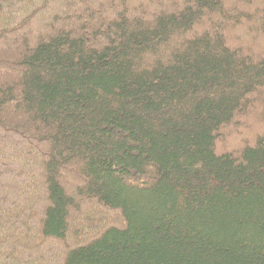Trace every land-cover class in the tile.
Masks as SVG:
<instances>
[{"label": "trees", "instance_id": "16d2710c", "mask_svg": "<svg viewBox=\"0 0 264 264\" xmlns=\"http://www.w3.org/2000/svg\"><path fill=\"white\" fill-rule=\"evenodd\" d=\"M0 264H264V0H0Z\"/></svg>", "mask_w": 264, "mask_h": 264}]
</instances>
